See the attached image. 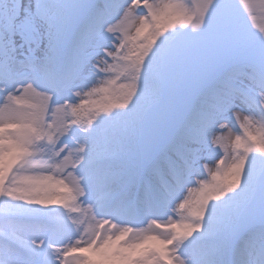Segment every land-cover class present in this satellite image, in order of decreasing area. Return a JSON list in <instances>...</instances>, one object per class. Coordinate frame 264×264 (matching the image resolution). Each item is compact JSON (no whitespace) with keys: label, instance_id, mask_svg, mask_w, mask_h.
Masks as SVG:
<instances>
[{"label":"snow or ice","instance_id":"snow-or-ice-1","mask_svg":"<svg viewBox=\"0 0 264 264\" xmlns=\"http://www.w3.org/2000/svg\"><path fill=\"white\" fill-rule=\"evenodd\" d=\"M254 8L0 0V264H264Z\"/></svg>","mask_w":264,"mask_h":264},{"label":"rangeland","instance_id":"rangeland-1","mask_svg":"<svg viewBox=\"0 0 264 264\" xmlns=\"http://www.w3.org/2000/svg\"><path fill=\"white\" fill-rule=\"evenodd\" d=\"M182 2L187 3L188 0H182ZM193 2H195V0H193ZM251 2L255 4V8H254V14L256 17L255 24L257 26H264V10H262L259 7V0H251ZM237 127H238V125H237ZM255 127H258V125H255ZM234 139H235V134H226L225 145L230 146L232 141H234Z\"/></svg>","mask_w":264,"mask_h":264}]
</instances>
